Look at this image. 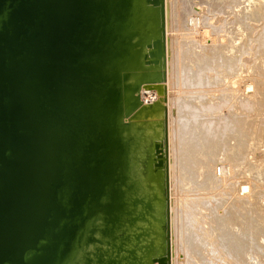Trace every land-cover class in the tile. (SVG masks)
<instances>
[{
  "label": "bare ground",
  "instance_id": "6f19581e",
  "mask_svg": "<svg viewBox=\"0 0 264 264\" xmlns=\"http://www.w3.org/2000/svg\"><path fill=\"white\" fill-rule=\"evenodd\" d=\"M48 1L55 5L56 0ZM153 1L77 0L74 7L69 6L67 11L65 7L60 12L54 6V10L49 8L46 12V24H43L41 20H36L37 27L32 31V36H29V46L46 37L47 24L54 14H56L58 23L64 17L63 26L68 18L72 21L67 22V27L75 25L76 21L72 16L77 10H84L86 13L87 39L93 47L97 46L104 36L119 39L118 30L123 34L120 43H115L110 50H101L99 47L88 54V59L92 61L86 71L100 78L96 85L103 86V90H96L95 96H88L85 99L89 115L87 118L82 115V118L79 117L78 120L84 129H88V132L84 134H97L100 130L101 138H96L95 143L103 142L102 146L106 145V155L101 162L103 164H97L93 171L92 166L84 168L77 160L78 181L82 184L79 191L83 196L84 203L86 202L85 196L90 201L87 203L89 206L87 216L83 218L86 224L76 230V238L68 249V258L64 264H83L81 256L87 259L86 264H169L167 190L170 180L173 183V171L174 176L179 179V185L187 192H195L193 189L197 188L198 181L205 177L207 181H205L203 189L210 191V196H216L220 192L224 197L218 205L221 211L214 212V214L212 212L203 221L204 230L211 231V233L198 230L199 234H197L194 228H186L189 235H181L183 241L189 239L187 244L190 264H231V262L233 264H264V236L256 235L264 230V227L256 232V229L252 228L255 226L253 225L251 230L255 229V231L251 232L246 227L249 231L245 232L244 221L246 223L247 218H242L243 215L241 217L240 214H244L247 207L242 208V206H246V203L240 202L239 198L236 199L237 196L231 197L234 185L231 187V185L223 183L226 186V188L223 187L225 191L222 192L223 189L220 188L218 189L221 191H216L218 184L223 182L221 178L217 177L218 171L222 175L221 172L224 170L227 172V166L217 168L216 176L212 175V170L208 165L198 162L197 159L195 165L191 161L194 157L191 152V143L190 150H188L189 147L180 143L176 144L177 163L172 166L171 172H168L166 105L162 97L164 39L167 35V22L177 19L178 11H182L185 2L184 0ZM15 2L16 0L8 1L12 7ZM248 2L260 10L261 0H248ZM254 8L251 10L252 12ZM25 13L23 9L21 14ZM118 17L120 20L116 21L115 28L114 20ZM14 19H16L15 15L10 14L7 23L11 24ZM23 19L24 22L30 20L25 16ZM191 22L196 24L194 18ZM27 24L33 25V23ZM237 31L238 33L243 32V26L240 25ZM245 33L249 34L246 31ZM238 44L240 46L241 43L237 42L234 37L224 42L223 47L219 49L221 56L224 57L221 59L218 56L215 66H231V62L235 61L237 55ZM206 54L209 56L208 52ZM152 58H158L156 60L159 61V64L156 66L152 64ZM260 59L259 62H262ZM201 61L203 60L199 59L198 61L200 65ZM204 63L206 62L204 61ZM207 64L212 65L213 62L207 60ZM206 68H200L196 75L202 76ZM39 70L41 80L45 84L46 81H49L48 66L40 65ZM213 70L217 71V69ZM189 72L186 74L191 79L195 75ZM221 73L230 74L226 70ZM104 76L106 80H104L105 83H102L100 80H103ZM107 90L109 96H106ZM102 99L103 101L107 100V104L103 105ZM74 100L76 101L77 97L73 95V98L67 103L74 104ZM72 106L68 105L67 109L69 110ZM101 124L107 125V128H101ZM195 129L199 134L201 133L200 126H196ZM200 140L201 137L199 142ZM227 141L231 154L237 145L231 144L228 139ZM218 147V142H210L208 147L203 145L198 150L197 156L204 159L208 158L207 154L217 156ZM236 150H239L238 146ZM55 152L59 153V150L56 149ZM239 153L236 155L233 152V158H238ZM44 154L43 164L36 168L35 179L39 184V189L35 193L40 191L35 195L37 201L27 207L25 214L17 220V223L13 224L12 227L17 231L9 230V227L6 228L1 240L10 236L27 235L29 243L35 244L41 228L48 232L49 227L44 223V217L50 211L48 203L55 197L58 189L56 186L63 174L62 170L65 168L56 160L57 154L54 151L49 150ZM224 160L231 162L227 154L224 155ZM263 165L264 160L249 157L248 161L245 158L236 164V168L243 174L256 172L260 174ZM60 167L62 168L60 169ZM235 188L237 189V187ZM239 190V194H243L247 187L243 185ZM196 200L200 210H203L204 203L211 198L205 196L198 197ZM236 200L242 205L239 206V209L244 211L240 214L236 211L238 206L234 210ZM231 201L235 204H231ZM260 203L264 206V199ZM232 205L234 206L232 207ZM21 218L22 222L19 223ZM56 220L57 217H55ZM255 223L257 225V222ZM261 224L263 223L260 222V226ZM217 225H220L219 228L216 227ZM62 226L63 224L50 235L61 240L66 230ZM98 229L100 232L97 233ZM53 230L50 229L49 232ZM224 233L227 234L222 236ZM89 234L102 243V248L94 256L87 254L86 250L88 249L85 248L86 244L89 245L86 241ZM45 238L46 235L43 240ZM62 241H59L58 245L62 244ZM64 243L67 245L68 240H64ZM256 247L262 249H256ZM160 259H164L165 262Z\"/></svg>",
  "mask_w": 264,
  "mask_h": 264
},
{
  "label": "water",
  "instance_id": "95a60500",
  "mask_svg": "<svg viewBox=\"0 0 264 264\" xmlns=\"http://www.w3.org/2000/svg\"><path fill=\"white\" fill-rule=\"evenodd\" d=\"M8 1L0 0V264H64L76 230L86 224L83 218L87 216L90 201L84 195V203L79 191L82 184L78 181L77 163L84 168L92 166L93 171L97 164H103L106 155V145L95 143L96 138H101L100 130L97 134H84L88 129L78 120L82 115L86 118L89 115L85 99L95 96L96 90H103V86L96 85L100 78L86 71L92 61L88 54L99 47L110 50L115 43H120L123 34L118 30L119 39L104 36L94 48L87 39L86 13L77 10L72 16L76 19L73 31L68 27L62 29L63 21H60L57 32L51 31L29 46V36L37 27L36 20L46 24L47 0H16L13 7ZM23 9L25 14H21ZM10 14L16 19L8 24ZM24 16L30 20L24 22ZM119 20L120 17L114 20L115 28ZM69 21L72 20L66 22ZM156 59L152 58V64L159 62ZM40 65L48 66L49 81L45 84L41 80ZM102 79L100 82L105 83V76ZM73 95L77 100L74 104L67 103ZM106 96H109L108 90ZM101 101L107 104V100ZM68 105L73 106L68 110ZM100 126L107 128V125ZM49 150L57 154L56 160L65 169L55 197L48 203L50 211L44 217L48 232L41 228L35 244L29 243L27 235L1 240L6 228L14 230L13 224L37 201L35 195L40 191L35 193L39 189L36 168L43 164L42 157ZM61 224L66 229L65 235L57 240L50 234ZM50 229L54 230L49 232ZM96 232H100L99 229ZM91 235L86 238L89 245L101 244ZM59 241L62 244L58 245ZM97 251L86 250L93 256ZM81 261L88 262L83 256Z\"/></svg>",
  "mask_w": 264,
  "mask_h": 264
},
{
  "label": "rangeland",
  "instance_id": "374dc122",
  "mask_svg": "<svg viewBox=\"0 0 264 264\" xmlns=\"http://www.w3.org/2000/svg\"><path fill=\"white\" fill-rule=\"evenodd\" d=\"M76 1L56 0L54 5L47 0V8L54 10L55 6L60 12L66 7L67 11L69 6H75ZM184 2L185 7L182 11H178L177 19L167 22L164 59L162 58L164 71L162 97L166 105L168 172L170 173L172 166L177 163L176 144L180 143L189 147L188 150H190L191 143V152L194 155L191 161L195 165L197 159L198 162L208 165L212 170V175L216 176L217 168L227 166V172L224 170L221 172L222 175L218 171L217 177L221 178L223 182L218 184L216 191H221L223 187L226 188L225 183L231 187L234 185L231 197L237 196L236 199L239 198L240 202L246 203L244 207L237 200L236 204L231 201V204H235L234 210L238 206L236 211L240 214L244 211L239 208L247 207L244 214H240L241 217L243 215L242 218H247L246 223L244 221L245 232L248 229L251 232L256 229L258 232L260 228L264 227V206L260 203L264 199V177H262L264 173L261 175L264 172V165L260 174L257 172L243 174L236 168V164L245 158L248 161L249 157L264 160V55H261L264 54V0H261L260 10L254 8L253 4H249L248 0H184ZM56 18V14L51 16L50 22L47 24L46 36L51 31L59 30L60 23ZM193 18L196 20L195 25L191 22ZM62 21L64 23V17H62ZM240 25L243 26L244 33H238L237 28ZM73 26L68 27L70 31ZM66 28L67 22L62 29ZM231 37L241 43L236 47L235 61L231 62V66H215L216 58L224 57L221 56L219 49ZM51 45L55 44L51 43ZM207 52L209 56H207ZM199 59L203 60L201 65L198 62ZM259 59L262 62H259ZM207 60L212 61L213 64H207V66ZM158 64L159 62L155 63V66ZM203 67H207L205 72L202 76H197L196 73ZM189 69L193 70L189 72ZM213 69H217V71ZM224 70L230 74L221 73ZM187 72L193 73L195 76L190 79ZM196 126L201 127L200 134L195 129ZM227 139L229 142L231 141V144L237 145L239 150L241 149L240 151L236 150V146L233 150L236 155L240 152L238 158H233V152H231L232 155L229 153ZM210 140L219 143L217 156L207 154V159L198 157V150L203 145L208 147L210 142H213ZM226 154L230 157L231 162L224 160ZM172 178L173 183L170 180L167 190L169 264H190L187 244L189 239L182 240L183 235H189L186 228H194L197 234H199L198 230L211 233V231L204 230L203 221L212 212L214 214V212L221 211L218 205L224 197L220 192L216 196H210L211 192L203 189L205 181H207L205 177L198 181L197 188L193 189L195 192H187L186 189L181 188L179 179L174 176V171ZM243 185L247 187V190L244 191L245 193L239 194V189ZM224 191L225 189L222 190V192ZM205 196H209L211 200L204 203L203 210H200L196 199ZM231 200L234 199L231 198ZM236 211L235 214H237ZM239 219L238 221H240ZM260 222L263 223L262 227ZM219 226L216 227L219 228ZM251 226L255 229L251 230ZM258 226L260 227L258 228ZM226 234L224 233L222 236ZM256 235L264 236V230ZM101 244L93 242L86 248L90 251H97L96 249L101 248ZM256 249L262 248L256 247Z\"/></svg>",
  "mask_w": 264,
  "mask_h": 264
}]
</instances>
